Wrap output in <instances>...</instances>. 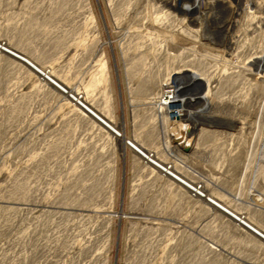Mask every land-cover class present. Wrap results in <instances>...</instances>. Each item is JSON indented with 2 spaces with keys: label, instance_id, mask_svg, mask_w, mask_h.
<instances>
[{
  "label": "rangeland",
  "instance_id": "obj_1",
  "mask_svg": "<svg viewBox=\"0 0 264 264\" xmlns=\"http://www.w3.org/2000/svg\"><path fill=\"white\" fill-rule=\"evenodd\" d=\"M234 16L0 0V264H264V23Z\"/></svg>",
  "mask_w": 264,
  "mask_h": 264
},
{
  "label": "built area",
  "instance_id": "obj_2",
  "mask_svg": "<svg viewBox=\"0 0 264 264\" xmlns=\"http://www.w3.org/2000/svg\"><path fill=\"white\" fill-rule=\"evenodd\" d=\"M258 1L262 3V11L260 10V13H257L258 11L256 10L258 9V5L254 6V2H252V0H211V20L213 22L217 21L218 25L223 22V19L226 20V22L233 21L235 19L234 14L237 12V8L239 7L241 9L242 15H245L246 17L244 18L245 27L250 24L251 20H258L264 23V0ZM251 26L252 25L250 24L247 27L248 30L251 28Z\"/></svg>",
  "mask_w": 264,
  "mask_h": 264
}]
</instances>
